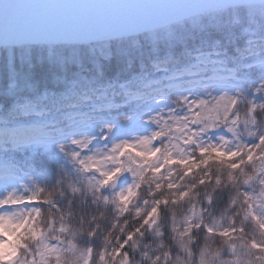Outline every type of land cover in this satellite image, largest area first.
<instances>
[{"label": "snow or ice", "instance_id": "obj_1", "mask_svg": "<svg viewBox=\"0 0 264 264\" xmlns=\"http://www.w3.org/2000/svg\"><path fill=\"white\" fill-rule=\"evenodd\" d=\"M0 264H264V0H0Z\"/></svg>", "mask_w": 264, "mask_h": 264}, {"label": "rangeland", "instance_id": "obj_2", "mask_svg": "<svg viewBox=\"0 0 264 264\" xmlns=\"http://www.w3.org/2000/svg\"><path fill=\"white\" fill-rule=\"evenodd\" d=\"M57 179H60L62 181V183L57 184L56 183ZM46 183L48 184L49 188L54 191L56 196L60 195L61 190H63V188L66 189L67 192L70 193V189H69L70 184L76 185L80 188H83V186H84V181L82 180L80 174H78V173H72L70 175H64L63 173H61V174H59L58 177L57 176L53 177L52 183H51L50 179H48L46 181ZM77 195L85 197V193L83 191ZM88 198L90 199L91 197H88Z\"/></svg>", "mask_w": 264, "mask_h": 264}, {"label": "trees", "instance_id": "obj_3", "mask_svg": "<svg viewBox=\"0 0 264 264\" xmlns=\"http://www.w3.org/2000/svg\"><path fill=\"white\" fill-rule=\"evenodd\" d=\"M52 179H53V177L50 178L51 183H52ZM61 192L64 193V200L73 199V201H74V210L77 211V212H79L81 210V208L83 207L82 201H83L84 197L83 196H80V195H76V196L73 197L64 188H63V190H61ZM56 198L57 199H60V195L59 196H56ZM62 203H63V201H62ZM87 210H88L89 213L95 214V210L94 209L88 208ZM110 215H111L110 212H105V217L106 218L107 217H110ZM101 223L102 224H105V226H106V220L105 221H101ZM153 245L156 246V247L158 246L157 243H155V242H154Z\"/></svg>", "mask_w": 264, "mask_h": 264}, {"label": "water", "instance_id": "obj_4", "mask_svg": "<svg viewBox=\"0 0 264 264\" xmlns=\"http://www.w3.org/2000/svg\"><path fill=\"white\" fill-rule=\"evenodd\" d=\"M184 2L188 3H196V4H247L251 3L252 0H184Z\"/></svg>", "mask_w": 264, "mask_h": 264}]
</instances>
